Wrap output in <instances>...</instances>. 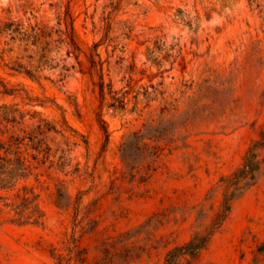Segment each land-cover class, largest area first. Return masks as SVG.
<instances>
[{
  "label": "rangeland",
  "instance_id": "374dc122",
  "mask_svg": "<svg viewBox=\"0 0 264 264\" xmlns=\"http://www.w3.org/2000/svg\"><path fill=\"white\" fill-rule=\"evenodd\" d=\"M262 132L264 0H0V197L42 214L0 205V264H264V148L218 219Z\"/></svg>",
  "mask_w": 264,
  "mask_h": 264
},
{
  "label": "trees",
  "instance_id": "16d2710c",
  "mask_svg": "<svg viewBox=\"0 0 264 264\" xmlns=\"http://www.w3.org/2000/svg\"><path fill=\"white\" fill-rule=\"evenodd\" d=\"M141 138L137 134H133L124 146L129 147L131 141ZM123 146V147H124ZM13 144H0V151L3 150L4 156L0 155V190H8L15 186L18 179L26 178L31 174L32 166L27 160L12 149ZM264 148V132L261 133L259 141L247 150L245 158L240 168L232 175L223 179L225 183L221 213L218 219H222L230 211L231 203L241 196L243 191L253 183L259 169V161L257 159V150ZM9 155H16V158H9ZM22 194H17L13 200L0 197V205L3 208L9 209L12 213V218L9 222L18 225L38 224L42 214L35 204L36 195L33 193V188L23 186ZM5 201L4 203H2ZM2 203V204H1ZM1 212V210H0ZM206 242V239H193L182 250L189 254H194L201 249Z\"/></svg>",
  "mask_w": 264,
  "mask_h": 264
}]
</instances>
